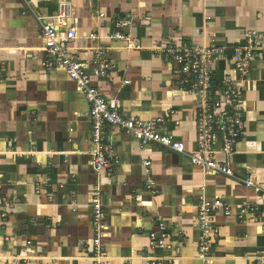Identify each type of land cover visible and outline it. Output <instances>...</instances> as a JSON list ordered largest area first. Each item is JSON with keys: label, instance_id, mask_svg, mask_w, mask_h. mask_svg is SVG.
<instances>
[{"label": "crops", "instance_id": "0c3cea01", "mask_svg": "<svg viewBox=\"0 0 264 264\" xmlns=\"http://www.w3.org/2000/svg\"><path fill=\"white\" fill-rule=\"evenodd\" d=\"M66 10L65 18H59ZM76 29L81 60L103 47L117 69L94 84L123 112L163 117L162 130L196 149L195 97L176 84L171 64L153 49L168 42L221 46L248 31L264 34V0H0V264H94L93 201L105 218L104 264H200L198 227L204 202L232 214L213 221L214 264H255L264 255V52L244 86L246 128L233 156H219L236 177L205 174L187 155L142 146L110 130L115 172L93 166L90 105L63 69L43 68L41 24ZM131 18V42L110 39ZM91 35L97 40H84ZM218 75L228 71L217 65ZM149 161V167L144 162ZM157 193L147 188L151 179ZM251 178L254 187L243 182ZM249 207L253 208L251 211ZM224 209V208H223ZM160 223L170 249L152 246Z\"/></svg>", "mask_w": 264, "mask_h": 264}, {"label": "built area", "instance_id": "2783aa9c", "mask_svg": "<svg viewBox=\"0 0 264 264\" xmlns=\"http://www.w3.org/2000/svg\"><path fill=\"white\" fill-rule=\"evenodd\" d=\"M66 10L61 11L59 18L66 17ZM41 24V37L44 41L41 64L48 71L63 69L69 78L85 95L90 105V124L92 142L96 149L93 154V166L97 172L113 175V141L110 130L121 129L133 139L146 147L159 145L173 152L187 155L191 164L205 174H220L235 178V172L229 163L219 160V156L229 157L237 153V145L242 140L246 128L245 90L254 67L255 59L264 52V34L248 31L237 43L221 46L213 37L210 44L199 45L189 41L168 42L153 49L157 57L169 62L174 80L179 88L191 93L198 104L195 119L196 149L189 153L186 144L172 133L162 130L163 117L144 120L125 114L115 99H109L94 84L95 79L104 80L117 69V64L110 60L103 47L93 48L90 59L81 60L73 43L79 38L76 29L60 31L42 17L37 18ZM132 23L131 18L115 22L114 33L110 39L131 42L126 30ZM84 40H97L91 35ZM225 63L228 71L222 78L218 75L217 65ZM149 161L144 162L149 167ZM247 188L254 187L251 178L243 181ZM147 188L157 193V184L151 177ZM220 200L206 203L200 207L198 227L203 232L199 244L200 264H214L212 248L214 231L213 221L217 212L224 211L231 215L230 207H223ZM93 224L96 237L93 238L94 264H104L106 251L103 246L105 218L100 200L93 201ZM224 208V209H223ZM252 211L253 208L249 207ZM264 220V206L260 209ZM169 228L160 223L157 233H152V246L165 251L169 244ZM164 259H154L150 264H164ZM255 264H264V255L255 259Z\"/></svg>", "mask_w": 264, "mask_h": 264}]
</instances>
